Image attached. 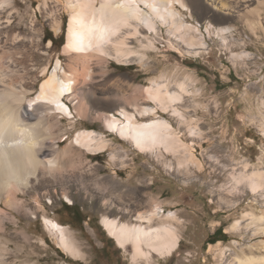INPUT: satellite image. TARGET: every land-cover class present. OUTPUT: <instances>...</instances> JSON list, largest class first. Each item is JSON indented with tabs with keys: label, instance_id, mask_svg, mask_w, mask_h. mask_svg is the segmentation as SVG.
Here are the masks:
<instances>
[{
	"label": "rangeland",
	"instance_id": "1",
	"mask_svg": "<svg viewBox=\"0 0 264 264\" xmlns=\"http://www.w3.org/2000/svg\"><path fill=\"white\" fill-rule=\"evenodd\" d=\"M210 1L186 0L190 7L186 10L176 4L182 8V19L192 23L182 35H192L195 43L205 46L199 54L167 25H161L160 34L143 29L144 34L132 43L136 54L121 62L109 57L113 79L109 92L115 97L95 105V110H108L123 119L122 108L135 112L139 120L166 117L181 140L175 150L163 146L140 150L119 131L108 129L103 120L66 115L62 124L66 139L61 145L84 128L102 131L110 143L105 151L83 149L81 169H65L61 174L66 195H62L64 186L58 194L51 186L52 194L43 199L47 214L71 227L81 254L75 255L59 243L42 211L18 216L19 224L14 222L9 228L15 251L18 231L26 230L33 241L13 258L38 264H237V256L263 250V236L257 233L252 215L264 212V191L253 192L244 176L264 171V0H227L231 8L223 10H214ZM68 3L7 0L1 5L5 12L0 13V24L9 27L10 22L2 21L10 19L16 40L40 45L33 69L47 71L36 89L50 76L58 59L67 61L63 47L71 19ZM220 26H231V31L222 36ZM47 29L55 37H64L53 44L45 39ZM150 42L154 46H146ZM154 82L166 83L173 92L186 85L188 92L173 106L166 102L170 104L166 111L144 92L134 90ZM64 97L74 110L72 99L68 94ZM153 106L157 113L141 116L142 109ZM156 206L165 214L172 210L178 216L173 223L180 244L171 256L152 250L150 256H135L132 246L121 247L101 222L103 216H109L147 224L139 215ZM158 218L152 223L163 220Z\"/></svg>",
	"mask_w": 264,
	"mask_h": 264
},
{
	"label": "bare ground",
	"instance_id": "2",
	"mask_svg": "<svg viewBox=\"0 0 264 264\" xmlns=\"http://www.w3.org/2000/svg\"><path fill=\"white\" fill-rule=\"evenodd\" d=\"M4 2L7 0H0V13L5 12V8L1 9ZM177 3L185 10L190 9L186 0H69L71 19L63 47L67 61L58 59L50 76L38 89L37 81L47 71L44 68L38 73L33 69L40 45L27 44L21 41V37L16 40L10 19L2 21L10 22V25L0 24V264H38L16 259L28 244L33 243L32 236L26 230L18 231L14 236L20 239L19 247L15 251L11 247L13 234L9 236L7 233L14 222L19 224L18 216L27 217L42 211L48 229L59 243L75 255L81 254L71 227L49 216L43 199L52 194L51 186L55 194L62 191L65 182L60 179L61 174L65 169L81 167L80 162L85 159L83 149L105 151L110 143L102 131L84 128L66 145H61L66 139L63 138L66 134L63 119L69 114L70 119L78 115L103 120L108 129L119 131L140 150L152 151L162 146L171 150L181 142L166 117L139 120L135 112L122 108L123 119L108 110H95L103 101L115 97L109 92L113 80L109 74V57L121 62L136 54L132 43L144 34L143 29L160 34L161 25H167L168 30L174 36L182 37L194 53L199 54L205 48L204 44L195 43L194 36L182 35L192 23L182 19V8L179 9ZM210 5L214 10L231 8L227 0H213ZM1 20L2 17L0 23ZM230 31L231 26L218 29L222 36ZM146 46L154 44L150 42ZM98 75L101 76L99 80L96 79ZM98 81L101 82L96 83ZM82 82L87 83L82 85ZM179 87L180 91L173 92L166 83L154 82L151 86H136L134 90L144 92L168 111L170 104L166 102L173 106V102H180L188 92L186 85ZM107 92L111 94L106 95ZM65 94L74 102V110L71 103H66ZM155 111L158 112L157 107L153 106L140 113L141 116L151 115ZM244 177L249 178L253 192L264 191V171L255 170ZM65 191L64 186L62 195H66ZM169 212L165 214L164 209L156 206L148 214H140V219L147 224L118 221L109 216H103L101 222L121 247L127 249L131 245L135 256H150L152 251L160 256H171L179 247L180 236L176 223H173L178 221V216L172 210ZM157 217H163V220L153 224ZM252 221L264 240V212L252 215ZM261 247L264 250V245ZM263 250L256 255L237 256L236 262L264 264Z\"/></svg>",
	"mask_w": 264,
	"mask_h": 264
},
{
	"label": "trees",
	"instance_id": "3",
	"mask_svg": "<svg viewBox=\"0 0 264 264\" xmlns=\"http://www.w3.org/2000/svg\"><path fill=\"white\" fill-rule=\"evenodd\" d=\"M63 37H64V34L61 35L60 37H55V36L53 35V32H52V31H50V30H48V29L46 30L45 39H46V40L50 39V40L53 42V44H56V41H57L59 38H63ZM64 43H65V42L63 41L60 45L62 46ZM219 230H220V229H218L213 235L215 236V235L219 232ZM216 241H218V240H215V241H213V242H216Z\"/></svg>",
	"mask_w": 264,
	"mask_h": 264
}]
</instances>
